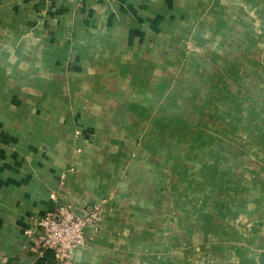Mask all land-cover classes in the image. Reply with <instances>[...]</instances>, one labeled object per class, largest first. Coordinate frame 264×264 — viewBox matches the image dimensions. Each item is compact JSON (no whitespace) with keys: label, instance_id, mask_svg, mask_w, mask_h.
<instances>
[{"label":"rangeland","instance_id":"374dc122","mask_svg":"<svg viewBox=\"0 0 264 264\" xmlns=\"http://www.w3.org/2000/svg\"><path fill=\"white\" fill-rule=\"evenodd\" d=\"M171 1L168 26L142 28L135 47L132 35L110 49L104 37L95 40L101 47L87 57L114 62L112 70L63 78L56 90L33 76L54 71L33 48L36 36L12 37L13 54L0 53L12 64L0 65V75L13 80L0 91H11L9 105L28 104L31 132L43 126L49 137L42 116L54 117L56 106L69 126L70 94L84 89L91 94L81 116L101 119L111 139L129 141L128 156L145 161L134 184L155 188L141 202L152 209L133 227L140 240L119 243V264H264V0ZM21 41L32 48H18ZM25 74L30 81H21ZM89 207L98 208L100 224V207Z\"/></svg>","mask_w":264,"mask_h":264},{"label":"crops","instance_id":"0c3cea01","mask_svg":"<svg viewBox=\"0 0 264 264\" xmlns=\"http://www.w3.org/2000/svg\"><path fill=\"white\" fill-rule=\"evenodd\" d=\"M172 8L171 0H0V34L4 35L0 53H11L14 44L9 41L14 36H36L33 48L48 55L43 62L52 64L54 71L48 68L33 76L54 82L56 90L63 78L90 76L94 67L114 68V62L87 57L101 47L96 39L104 37V47L110 49L118 38L132 35L135 47V36L144 32L142 28L151 26L158 32V26H168ZM19 47L32 45L21 41ZM60 51H68V59L58 58ZM8 55L0 58V65L12 64ZM67 64L71 69L63 73ZM12 76L0 75V83L12 81ZM30 80L29 74L21 78ZM83 90L76 86L70 94L76 115L69 126L56 106L51 107L54 117L42 116L43 125L52 126L49 137L44 136L43 126L31 132L28 104L9 105L4 100L11 91H0V264H59L51 251L36 253L34 238L25 234L34 219L55 209L56 202L82 216L89 206L97 205L103 217L100 224L86 229V245L73 251L70 262L60 264H119V243L141 238L140 234L135 238L133 227L136 221L143 222L142 211L152 209V202L144 207L141 202L148 201L146 196L151 201L155 188L135 187L134 177L147 166L134 154L127 155L131 144L124 137L108 136L101 119L92 123L91 116H81L91 94ZM79 96L77 107L74 99ZM72 129L82 130V136L74 140L69 134ZM51 195H56V201Z\"/></svg>","mask_w":264,"mask_h":264},{"label":"built area","instance_id":"2783aa9c","mask_svg":"<svg viewBox=\"0 0 264 264\" xmlns=\"http://www.w3.org/2000/svg\"><path fill=\"white\" fill-rule=\"evenodd\" d=\"M56 201V195H51ZM97 207L87 208L86 215L77 214L71 208L55 203V209L44 217L34 219L31 229L25 234L35 240V252L43 255L46 251L54 254L56 261L65 263L75 249L84 247L86 229L100 221Z\"/></svg>","mask_w":264,"mask_h":264}]
</instances>
